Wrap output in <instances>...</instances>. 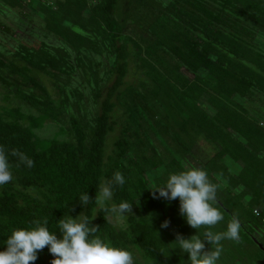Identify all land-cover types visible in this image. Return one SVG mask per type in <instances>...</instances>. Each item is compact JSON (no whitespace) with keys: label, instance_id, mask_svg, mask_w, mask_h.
Returning <instances> with one entry per match:
<instances>
[{"label":"trees","instance_id":"trees-1","mask_svg":"<svg viewBox=\"0 0 264 264\" xmlns=\"http://www.w3.org/2000/svg\"><path fill=\"white\" fill-rule=\"evenodd\" d=\"M0 89V145L35 162L9 156L0 250L14 228L82 213L133 264H184L171 243L196 230L148 187L197 167L224 217L200 234L241 225L218 264H264V0H0ZM115 172L126 183L102 206ZM123 201L121 225L109 209Z\"/></svg>","mask_w":264,"mask_h":264},{"label":"clouds","instance_id":"clouds-1","mask_svg":"<svg viewBox=\"0 0 264 264\" xmlns=\"http://www.w3.org/2000/svg\"><path fill=\"white\" fill-rule=\"evenodd\" d=\"M9 156L15 157L19 164L27 168L35 164L27 154L15 149L9 153L0 145V186L14 179ZM125 183L124 175L115 172L112 181L100 187L94 201H111L114 187ZM148 188L155 199H178L180 215L187 225L196 230V234L190 237L176 233L171 243L174 245L172 250L179 249L181 253L187 254L184 264H218L224 250L222 242L239 240L241 225L237 220L228 223L223 232L206 230L200 234L201 228H211L224 219L220 210L213 206L217 186L209 180L204 169L190 167L170 172L163 183ZM78 201L81 207L93 202L87 191L78 196ZM131 208L132 204L123 201L109 211L125 217L131 214ZM91 221L82 213L75 217L67 214L56 221L54 231L50 230L47 219H36L27 227L14 228L4 241L3 250H0V264H34L38 253L46 247L54 257L51 264H133L132 253L102 239L97 235L98 227L92 225ZM169 223L165 220L161 228H168ZM206 245L211 246L209 250H206Z\"/></svg>","mask_w":264,"mask_h":264},{"label":"rangeland","instance_id":"rangeland-1","mask_svg":"<svg viewBox=\"0 0 264 264\" xmlns=\"http://www.w3.org/2000/svg\"><path fill=\"white\" fill-rule=\"evenodd\" d=\"M135 81V80H134ZM2 93V90L0 89V94ZM1 105H3V103H0ZM48 127L46 128V129H44V130H42L41 132H40V135L41 136H45V137H50V135L52 136L53 134H54V128L56 127L54 124H52V125H47ZM116 135H117V131H116V133L114 134H111L110 136H109V138H108V142H107V144H106V152L108 153H110L111 151H112V149L114 148V142H115V140H116ZM100 203V202H99ZM106 204V202H104V203H100V205H102V206H104ZM127 217H120V218H118V219H116V222L118 223V224H125L126 223V219Z\"/></svg>","mask_w":264,"mask_h":264},{"label":"water","instance_id":"water-1","mask_svg":"<svg viewBox=\"0 0 264 264\" xmlns=\"http://www.w3.org/2000/svg\"><path fill=\"white\" fill-rule=\"evenodd\" d=\"M261 247V246H260ZM261 248H263V247H261Z\"/></svg>","mask_w":264,"mask_h":264}]
</instances>
